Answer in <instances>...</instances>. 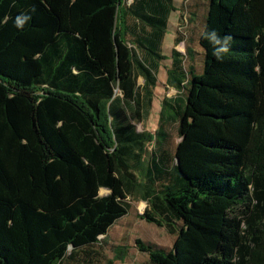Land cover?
<instances>
[{
    "label": "trees",
    "instance_id": "obj_1",
    "mask_svg": "<svg viewBox=\"0 0 264 264\" xmlns=\"http://www.w3.org/2000/svg\"><path fill=\"white\" fill-rule=\"evenodd\" d=\"M173 4L0 0V264H112L99 237L137 189L175 236L135 240L143 264H264V0H183L195 30L166 57ZM211 29L232 37L223 60ZM163 61L176 95L139 131Z\"/></svg>",
    "mask_w": 264,
    "mask_h": 264
},
{
    "label": "rangeland",
    "instance_id": "obj_2",
    "mask_svg": "<svg viewBox=\"0 0 264 264\" xmlns=\"http://www.w3.org/2000/svg\"><path fill=\"white\" fill-rule=\"evenodd\" d=\"M131 2V0H126ZM175 10L171 12L167 32L162 43V55L169 57L173 48L175 31H180L183 39L188 40L189 36L194 33V25L191 22L189 14L183 13L181 3L183 0H173ZM182 12V13H181ZM180 14L181 17H180ZM193 29V30H192ZM198 46V45H197ZM185 44L181 42L175 49L181 53L185 51ZM168 61H163L157 73V83L154 90L152 107L149 114H142L143 122H137V128L142 131L145 128L148 132L153 133L158 124L161 101L163 98H170L176 95V90L167 84ZM138 85H142L141 78L137 80ZM104 109L105 107L102 106ZM175 142L178 141V133L174 126L169 127ZM104 138L112 145L113 134L105 122ZM174 146V145H173ZM144 175V174H143ZM143 175L140 174L139 182L143 183ZM103 190V192H102ZM109 192L105 189L99 191V195H107ZM130 204V210L126 216L118 220L107 232L105 236L99 237L98 246L102 254V261H111L112 264H143L148 261L146 253H142L135 245V240L139 239L150 245L157 246L160 249L170 250L175 242V236L169 235L163 228L147 223L140 219L147 207L146 202L142 200L140 190L137 189L130 193L127 198ZM118 247L119 249H116ZM117 255L119 257L117 258Z\"/></svg>",
    "mask_w": 264,
    "mask_h": 264
},
{
    "label": "clouds",
    "instance_id": "obj_3",
    "mask_svg": "<svg viewBox=\"0 0 264 264\" xmlns=\"http://www.w3.org/2000/svg\"><path fill=\"white\" fill-rule=\"evenodd\" d=\"M31 19V15L28 13H21L16 17V27L23 28V26ZM204 39H206L212 46V54L217 60H223L226 54L229 53L232 37L230 35H221L215 29L207 30L202 33Z\"/></svg>",
    "mask_w": 264,
    "mask_h": 264
},
{
    "label": "crops",
    "instance_id": "obj_4",
    "mask_svg": "<svg viewBox=\"0 0 264 264\" xmlns=\"http://www.w3.org/2000/svg\"><path fill=\"white\" fill-rule=\"evenodd\" d=\"M128 3H130V2H128ZM177 31H175V33H176ZM184 44H185V42H183ZM176 48V47H175ZM185 48V47H184ZM169 62V61H168ZM169 68V67H168Z\"/></svg>",
    "mask_w": 264,
    "mask_h": 264
},
{
    "label": "bare ground",
    "instance_id": "obj_5",
    "mask_svg": "<svg viewBox=\"0 0 264 264\" xmlns=\"http://www.w3.org/2000/svg\"><path fill=\"white\" fill-rule=\"evenodd\" d=\"M102 192H103V190H102Z\"/></svg>",
    "mask_w": 264,
    "mask_h": 264
}]
</instances>
